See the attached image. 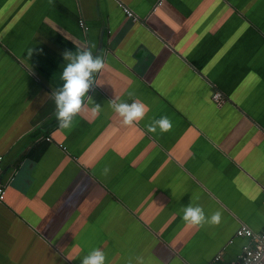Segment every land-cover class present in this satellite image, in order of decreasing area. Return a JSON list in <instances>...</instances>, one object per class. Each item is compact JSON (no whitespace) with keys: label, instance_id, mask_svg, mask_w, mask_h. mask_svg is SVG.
Here are the masks:
<instances>
[{"label":"crops","instance_id":"0c3cea01","mask_svg":"<svg viewBox=\"0 0 264 264\" xmlns=\"http://www.w3.org/2000/svg\"><path fill=\"white\" fill-rule=\"evenodd\" d=\"M85 47L106 67L69 131L51 94ZM114 98L145 118L125 126ZM0 157V264L236 261L237 230H264V0H0ZM189 204L221 224L186 228Z\"/></svg>","mask_w":264,"mask_h":264},{"label":"clouds","instance_id":"9594fccd","mask_svg":"<svg viewBox=\"0 0 264 264\" xmlns=\"http://www.w3.org/2000/svg\"><path fill=\"white\" fill-rule=\"evenodd\" d=\"M62 55L67 62L60 76L63 85L53 91L51 98L55 103V117L59 127L70 131L75 117L85 106L86 99L88 103H93L92 97L88 94L90 90L94 89V75L102 72L106 63L103 56L94 55L89 47L78 48L75 53L65 50ZM109 106L122 119V123L128 127L142 121L148 111L147 106L138 99H133L131 103H128L114 98L109 102ZM99 109L98 104L93 107L94 112ZM171 129L172 122L167 116L155 119L147 125V130L154 134L157 133V130L163 134ZM181 212V218L186 228H212L219 226L222 221L220 210L207 214L204 208L199 205L189 204L183 207ZM81 264H106V254L102 248H94L83 256ZM136 264H144L143 257H136Z\"/></svg>","mask_w":264,"mask_h":264},{"label":"built area","instance_id":"2783aa9c","mask_svg":"<svg viewBox=\"0 0 264 264\" xmlns=\"http://www.w3.org/2000/svg\"><path fill=\"white\" fill-rule=\"evenodd\" d=\"M127 16L131 19L136 20V15L129 10L125 9ZM80 25L87 29L85 23L80 21ZM215 102L221 106L224 103L223 97L216 93L214 95ZM47 141H51V138H47ZM2 158L0 157V204L5 202V197L7 194V186L2 181ZM236 238L248 239L251 243L243 248V253L239 258L231 263L227 264H264V230L260 233L253 232L247 226H241L236 232ZM230 243H233L231 241ZM223 260V253H219L215 258H213L208 264H219Z\"/></svg>","mask_w":264,"mask_h":264},{"label":"rangeland","instance_id":"374dc122","mask_svg":"<svg viewBox=\"0 0 264 264\" xmlns=\"http://www.w3.org/2000/svg\"><path fill=\"white\" fill-rule=\"evenodd\" d=\"M6 196H7V194H6ZM5 199H6V197H5Z\"/></svg>","mask_w":264,"mask_h":264}]
</instances>
